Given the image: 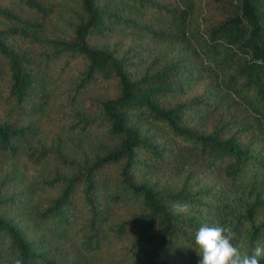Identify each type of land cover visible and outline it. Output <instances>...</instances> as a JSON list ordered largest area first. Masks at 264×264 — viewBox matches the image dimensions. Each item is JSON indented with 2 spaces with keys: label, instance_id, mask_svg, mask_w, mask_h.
<instances>
[{
  "label": "trees",
  "instance_id": "trees-1",
  "mask_svg": "<svg viewBox=\"0 0 264 264\" xmlns=\"http://www.w3.org/2000/svg\"><path fill=\"white\" fill-rule=\"evenodd\" d=\"M18 1L35 19L0 6V18L14 25L0 29V101L19 113L46 111L53 81L63 79L57 108L67 131L115 140L89 163H76L29 145V119L0 122V153L23 148L32 164L53 159L70 168L39 179L56 194L36 219L72 235V264L117 254L129 231L126 264L200 261L194 235L202 225L231 229L243 251L264 244V0H73L72 32L60 38L44 33L54 5ZM118 30L188 43L198 62L174 58L136 72L125 54L97 42ZM197 74L209 80H190ZM100 86L105 91L84 97L88 112L63 114L60 107ZM191 112L211 116L207 128L191 126ZM189 155L196 171L185 169L188 179L160 186L136 180L137 171ZM13 200L0 198V208ZM174 202L190 204L191 215H174ZM116 213L124 215L113 220ZM33 234L0 213V253L11 256L5 264L18 254L23 264H65L68 250L49 252L46 236Z\"/></svg>",
  "mask_w": 264,
  "mask_h": 264
},
{
  "label": "rangeland",
  "instance_id": "rangeland-1",
  "mask_svg": "<svg viewBox=\"0 0 264 264\" xmlns=\"http://www.w3.org/2000/svg\"><path fill=\"white\" fill-rule=\"evenodd\" d=\"M42 2L54 5L53 12L49 15L45 35L54 38H60L69 36L72 32V24L75 22V15L77 9L74 6L73 0H40ZM201 2L198 6L201 7ZM0 6L11 11L18 13L25 19L34 20L35 17L31 11L23 6L18 0H0ZM136 15V13H133ZM14 26L10 21L0 18V29ZM96 41V40H95ZM11 42V41H9ZM99 44H102L109 48L117 49L121 54H125L129 61L133 63V70L136 72L150 71V69H157L161 63L169 61L174 58H179L181 62L197 63V56L194 47L188 43H169L160 41L149 35L133 33V32H121L116 31L105 38L97 40ZM21 48V47H19ZM201 80L202 82L209 80L207 74H197L192 79ZM189 80V81H190ZM186 83V82H185ZM184 83V86H185ZM52 85H48L50 88ZM67 84L62 80L55 79L53 86L51 87V99L48 102L46 111L30 114L29 112L19 113L14 111L9 106L10 103L0 101V122L6 120L16 121L21 124L23 119L27 118L33 123V136L29 139V145L33 147L44 146L49 149H57L61 155L69 159H73L76 163H89V161L97 154H101L104 150L112 146L115 142L114 139L107 138L98 134H84L78 135L76 133H69L67 128L63 125V122L59 120L64 116H59L57 103L59 101V91L64 90ZM105 91L102 86L90 89L85 92L81 97L71 104L60 107L63 114L66 116L75 113L74 109H81L84 112H88L87 107L84 104V97L90 94L99 95ZM187 93L184 90V93ZM193 92H190L187 97H191ZM175 98H179L177 95ZM65 103V102H64ZM71 104V105H70ZM211 116H197L194 112L188 113L187 121L191 126L200 128H207V124L211 120ZM67 119V118H66ZM65 119V120H66ZM64 120V119H63ZM149 123L144 121L141 123L142 129H147ZM153 130H155L153 128ZM20 152V148H19ZM192 155L184 157L183 161L177 159L176 161L170 160L166 165L161 164L156 169L150 172L137 171L136 180L138 182H147L152 184L156 182L158 186L162 185L165 181L169 180V183H176L181 180L188 179L184 170H191L193 173L196 170H192L194 163L191 161ZM191 165V168H189ZM68 166L61 164L57 160H46L40 164H32L28 157L24 154V149L21 148V152L16 156H11L7 153H0V198L13 196L14 200L12 205H6L0 208V213L6 219H12L18 227L25 229L27 232L32 230L34 234L31 237L43 238L46 236L49 241L48 251L52 252L56 246L62 248L66 253V250L70 252V256L65 254V258H62V262L65 264H72L71 260L75 256L76 243L72 235L66 231H56L53 233L51 226H43L40 221L36 219V214L42 211L44 207L49 203L50 199L56 194L55 188L40 187L38 185L39 179L42 177L49 178L50 174H68L70 171ZM106 171L114 172L109 168ZM191 172V173H192ZM200 176L198 174H194ZM210 176H207L209 179ZM57 187V186H56ZM116 213L110 215L112 219L122 217L124 214ZM243 239L246 238V233L243 231ZM134 232L129 231L126 233L121 241L115 255H93L86 259L81 264H126L130 260V252L127 251L128 240L133 236ZM241 251H243V243H239ZM8 251L2 250L0 253V264H5L9 259ZM11 257V256H10ZM57 260H60L55 255ZM180 264H199V261H183Z\"/></svg>",
  "mask_w": 264,
  "mask_h": 264
},
{
  "label": "clouds",
  "instance_id": "clouds-1",
  "mask_svg": "<svg viewBox=\"0 0 264 264\" xmlns=\"http://www.w3.org/2000/svg\"><path fill=\"white\" fill-rule=\"evenodd\" d=\"M191 205L174 202L171 209L174 215L190 216ZM236 234L223 226L202 225L194 235V250L201 257L199 264H260L264 257V244L259 242L251 251H241V246L234 244ZM11 264H23L22 255L18 254Z\"/></svg>",
  "mask_w": 264,
  "mask_h": 264
}]
</instances>
